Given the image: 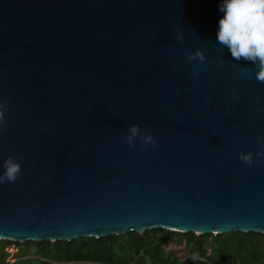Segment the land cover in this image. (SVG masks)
Listing matches in <instances>:
<instances>
[{
  "label": "water",
  "instance_id": "water-1",
  "mask_svg": "<svg viewBox=\"0 0 264 264\" xmlns=\"http://www.w3.org/2000/svg\"><path fill=\"white\" fill-rule=\"evenodd\" d=\"M221 2L0 0V240L264 234V82Z\"/></svg>",
  "mask_w": 264,
  "mask_h": 264
},
{
  "label": "trees",
  "instance_id": "trees-1",
  "mask_svg": "<svg viewBox=\"0 0 264 264\" xmlns=\"http://www.w3.org/2000/svg\"><path fill=\"white\" fill-rule=\"evenodd\" d=\"M158 229L163 232V241L183 247L185 264H264L263 233L196 235ZM9 247L16 252L8 259ZM164 251L163 247L152 245L146 231L71 241L0 240V264H183L180 256Z\"/></svg>",
  "mask_w": 264,
  "mask_h": 264
},
{
  "label": "clouds",
  "instance_id": "clouds-1",
  "mask_svg": "<svg viewBox=\"0 0 264 264\" xmlns=\"http://www.w3.org/2000/svg\"><path fill=\"white\" fill-rule=\"evenodd\" d=\"M223 13L219 19L217 42L227 48L232 59L247 61L256 66V78L264 82V0H222L219 5ZM178 39L183 40L182 36ZM189 60L205 59L201 50H196L187 57ZM139 126L131 125L126 140L129 144L139 134ZM145 142H151L150 134L142 137ZM264 155V153H257ZM240 158L251 164L252 154L241 153ZM5 175L9 181H14L20 171L18 162L11 158L4 162Z\"/></svg>",
  "mask_w": 264,
  "mask_h": 264
},
{
  "label": "rangeland",
  "instance_id": "rangeland-1",
  "mask_svg": "<svg viewBox=\"0 0 264 264\" xmlns=\"http://www.w3.org/2000/svg\"><path fill=\"white\" fill-rule=\"evenodd\" d=\"M145 231L147 232V235L150 237L152 245H157L158 247H163V249L165 250L164 251L165 253L173 252L175 255L180 256L181 257L180 260L183 262V264H185L182 256L186 257V255L184 253L182 246L177 245L173 242L172 243L171 242L166 243L167 241H165V240L163 241V237H161L163 232L161 230H159L158 228L147 229ZM7 251L9 252V257H8V259H9L12 257V253L16 252V249L14 247H9V248H7Z\"/></svg>",
  "mask_w": 264,
  "mask_h": 264
}]
</instances>
